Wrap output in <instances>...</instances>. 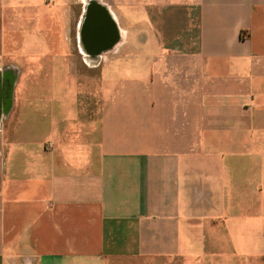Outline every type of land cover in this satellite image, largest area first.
<instances>
[{
    "label": "crops",
    "instance_id": "0c3cea01",
    "mask_svg": "<svg viewBox=\"0 0 264 264\" xmlns=\"http://www.w3.org/2000/svg\"><path fill=\"white\" fill-rule=\"evenodd\" d=\"M0 264H264V0H0Z\"/></svg>",
    "mask_w": 264,
    "mask_h": 264
},
{
    "label": "flooded vegetation",
    "instance_id": "af4514ba",
    "mask_svg": "<svg viewBox=\"0 0 264 264\" xmlns=\"http://www.w3.org/2000/svg\"><path fill=\"white\" fill-rule=\"evenodd\" d=\"M87 38H89V37H87Z\"/></svg>",
    "mask_w": 264,
    "mask_h": 264
}]
</instances>
